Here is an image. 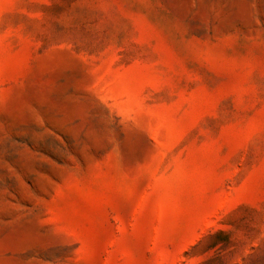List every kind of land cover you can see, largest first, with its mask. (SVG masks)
<instances>
[{"label":"rangeland","instance_id":"obj_1","mask_svg":"<svg viewBox=\"0 0 264 264\" xmlns=\"http://www.w3.org/2000/svg\"><path fill=\"white\" fill-rule=\"evenodd\" d=\"M0 264H264V0H0Z\"/></svg>","mask_w":264,"mask_h":264},{"label":"trees","instance_id":"obj_2","mask_svg":"<svg viewBox=\"0 0 264 264\" xmlns=\"http://www.w3.org/2000/svg\"><path fill=\"white\" fill-rule=\"evenodd\" d=\"M220 234H223V233L222 232H219L217 234L211 235L210 238H213L214 236H219ZM215 245H217V244H215Z\"/></svg>","mask_w":264,"mask_h":264}]
</instances>
